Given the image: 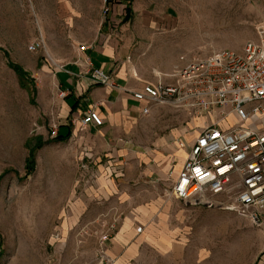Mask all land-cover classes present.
Instances as JSON below:
<instances>
[{
  "label": "rangeland",
  "instance_id": "374dc122",
  "mask_svg": "<svg viewBox=\"0 0 264 264\" xmlns=\"http://www.w3.org/2000/svg\"><path fill=\"white\" fill-rule=\"evenodd\" d=\"M121 1L161 23L150 28L148 13L139 23L131 14L107 30L103 0H0V264H117L132 247L125 264H264V227L174 199L175 164L154 161L175 145L189 152L212 115L166 104L131 112L119 133L98 141L99 132L88 148L78 144L82 130L56 140L72 123L59 75L85 63L81 46L107 33L132 40L138 77L170 85L189 61L242 53L264 36V0ZM130 219L133 237L119 243Z\"/></svg>",
  "mask_w": 264,
  "mask_h": 264
},
{
  "label": "built area",
  "instance_id": "2783aa9c",
  "mask_svg": "<svg viewBox=\"0 0 264 264\" xmlns=\"http://www.w3.org/2000/svg\"><path fill=\"white\" fill-rule=\"evenodd\" d=\"M103 2L107 15L114 5L122 4L119 0ZM39 47L32 45L31 50ZM89 49L84 45L79 52ZM90 77L94 85L115 86L113 76L101 69L91 71ZM172 78L173 84L161 81L132 92L134 100L143 104L145 115L154 106L166 104L212 115L173 181L172 197L186 205L234 212L264 227V36L248 42L242 53L221 50L189 61ZM60 94L68 97L67 92ZM83 115L82 128L104 125L96 110ZM52 135L57 137V127Z\"/></svg>",
  "mask_w": 264,
  "mask_h": 264
},
{
  "label": "crops",
  "instance_id": "0c3cea01",
  "mask_svg": "<svg viewBox=\"0 0 264 264\" xmlns=\"http://www.w3.org/2000/svg\"><path fill=\"white\" fill-rule=\"evenodd\" d=\"M149 14L148 21H144V25H148L153 28L161 23L157 19L156 13L139 11L133 7L131 14L139 23L140 18ZM129 12L127 7L122 5H114L111 13L110 19L103 25V28L111 30L112 22L115 25L118 24V19L122 21L121 18H127ZM167 21L173 19L171 14L164 16ZM114 25V23H113ZM133 43L132 40L119 41L112 33H107L101 35L100 38L94 41L92 44L86 45L90 49L86 53H81L85 60V63L81 61L79 63H74L71 67H68L64 72L59 75V82L67 89L69 97L65 100V111L67 118L70 122L77 120V125L69 123L67 129V134L70 133V138L65 142L69 141L72 137L77 138L79 131H85V134L80 137L78 144L86 148L92 143L94 136L101 132L102 137L98 141H102L106 135L113 134L114 136L120 132V129L127 126V117L130 116L131 112H141L143 109V104L134 100L132 92L141 91L147 85H156L145 79H140L138 77L137 70L133 67L132 58L130 56L131 47ZM96 69H101L113 76L115 86L113 88L104 87L102 85H94L91 81L90 72ZM76 106V110L73 111V107ZM91 109L96 110L104 121L102 127L90 126L87 128H82L80 120L82 118V110ZM77 115L80 119H77ZM73 118V120L71 119ZM126 119V120H125ZM75 131V132H74ZM62 142V143H65ZM194 142L189 146L190 148ZM115 149H113L112 157L114 158V163H120L124 154V151H119L116 144ZM171 149V154L167 156L164 160L163 156L153 155L154 161H159V163H167L169 159L175 164V174L176 177L182 170L184 163L189 155L181 145L178 147L175 145ZM169 152V151H168ZM180 162H177V160ZM142 229H140L141 231ZM139 232V231H138ZM134 232L131 231V219L126 222V226L123 229V233L119 239V243L127 242L132 239ZM135 252V248L126 252L123 258L117 264H125L131 255Z\"/></svg>",
  "mask_w": 264,
  "mask_h": 264
},
{
  "label": "trees",
  "instance_id": "16d2710c",
  "mask_svg": "<svg viewBox=\"0 0 264 264\" xmlns=\"http://www.w3.org/2000/svg\"><path fill=\"white\" fill-rule=\"evenodd\" d=\"M121 1V0H119ZM122 3V1H121ZM127 11L129 12V14H131L132 10L131 8H127ZM129 16H127V18L125 19L126 21L129 19ZM16 72L19 74V76L23 79V80H27V74L20 68L15 67ZM26 86V85H25ZM76 110V106L73 107V111ZM70 138V133L64 135V134H59L58 137L56 138L58 143H62L65 142L66 140H68ZM35 165H36V159H35V152L31 154L30 158L27 161V169L28 171H33L35 169Z\"/></svg>",
  "mask_w": 264,
  "mask_h": 264
},
{
  "label": "bare ground",
  "instance_id": "6f19581e",
  "mask_svg": "<svg viewBox=\"0 0 264 264\" xmlns=\"http://www.w3.org/2000/svg\"><path fill=\"white\" fill-rule=\"evenodd\" d=\"M182 146V145H181Z\"/></svg>",
  "mask_w": 264,
  "mask_h": 264
}]
</instances>
